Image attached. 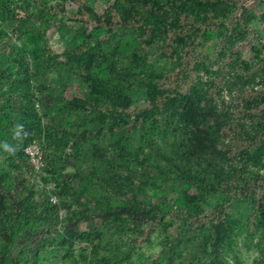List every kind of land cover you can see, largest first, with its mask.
Listing matches in <instances>:
<instances>
[{
	"label": "rangeland",
	"instance_id": "obj_1",
	"mask_svg": "<svg viewBox=\"0 0 264 264\" xmlns=\"http://www.w3.org/2000/svg\"><path fill=\"white\" fill-rule=\"evenodd\" d=\"M0 70L3 125L38 130L0 149V264H264V167L183 199L204 158L264 159V0H0Z\"/></svg>",
	"mask_w": 264,
	"mask_h": 264
},
{
	"label": "trees",
	"instance_id": "obj_2",
	"mask_svg": "<svg viewBox=\"0 0 264 264\" xmlns=\"http://www.w3.org/2000/svg\"><path fill=\"white\" fill-rule=\"evenodd\" d=\"M151 29V28H150ZM152 30V29H151ZM156 31V30H155ZM153 31V32H155ZM4 73L0 70V76H2ZM11 87L15 92H22L23 95H28V79L25 80H13L11 81ZM146 93H147V100L148 102L155 106L156 108L159 107L160 102L162 101L163 97V91L153 83H146ZM121 104L123 105V108L127 107L129 105V97L127 94L124 93L123 97L121 98ZM32 105V104H31ZM264 109V106H263ZM34 113V112H32ZM8 117L7 114H1L0 113V149L4 151H8L9 155L11 156L10 160L11 163L14 164L15 158L17 159H27V156L25 154V147L31 143L34 139V136L37 135L36 131L34 130L35 125L34 120L31 119V123L28 122L24 126V129L17 131L16 133L10 131V127L8 125L4 126L3 122H6V119H3V117ZM261 126V129H264V111L260 113V118L258 122ZM13 124V123H12ZM11 125V123H10ZM32 128L33 134H29L28 129ZM2 132H6L5 135L2 134ZM261 146H264V141L261 140ZM121 158L125 159L128 155V152L126 151V148L124 146L121 147ZM256 157L260 158L256 154ZM205 162L204 164L201 163L202 170L197 174H189L188 177L190 181H193V185L197 189L196 194H190L188 191L184 193L183 199L185 201V204L187 206L195 207L197 204V200L205 201V199L208 197L206 195L209 194L210 189L215 187H223V189L229 188L231 184H236L235 182L241 181L247 182L246 180L252 179L253 176L257 175L260 171L261 167H264V159L260 158L258 159V162L256 164L253 163L249 167H254L256 170H252V168H249L248 172H244V174L236 175L234 174L233 170H228L225 168L226 163L222 160V158H214V162L209 163L208 158H204ZM207 160V161H206ZM255 162V161H254ZM51 162H46V167L51 168ZM204 165V167H203ZM236 177L239 178V180H236ZM239 183V184H240ZM256 209H259V213L261 214L259 218V225H263L264 227V208L263 207H257ZM229 215L225 212L222 214V216L217 221L216 228L217 231L220 233V231L224 230L228 220ZM101 259L96 260V264L100 263ZM90 263V261H89ZM102 264V263H101Z\"/></svg>",
	"mask_w": 264,
	"mask_h": 264
},
{
	"label": "built area",
	"instance_id": "obj_3",
	"mask_svg": "<svg viewBox=\"0 0 264 264\" xmlns=\"http://www.w3.org/2000/svg\"><path fill=\"white\" fill-rule=\"evenodd\" d=\"M29 153V156L31 158V160L33 161V163L35 164V166L38 168L42 165V161L40 159L39 156H37L36 154V150H32L30 148V150H26ZM50 199H54V196L52 194H50Z\"/></svg>",
	"mask_w": 264,
	"mask_h": 264
}]
</instances>
